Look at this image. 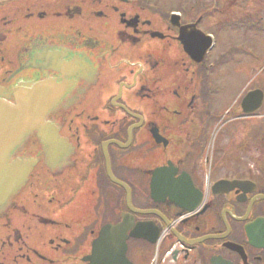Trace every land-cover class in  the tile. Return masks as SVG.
Segmentation results:
<instances>
[{
    "label": "flooded vegetation",
    "instance_id": "obj_1",
    "mask_svg": "<svg viewBox=\"0 0 264 264\" xmlns=\"http://www.w3.org/2000/svg\"><path fill=\"white\" fill-rule=\"evenodd\" d=\"M207 10L0 1V89L14 101L20 83L62 86L47 121L71 150L56 173L40 163L0 213V264H92L102 229L125 223L132 264H264V89L220 128V16ZM41 143L35 133L27 148Z\"/></svg>",
    "mask_w": 264,
    "mask_h": 264
},
{
    "label": "water",
    "instance_id": "obj_2",
    "mask_svg": "<svg viewBox=\"0 0 264 264\" xmlns=\"http://www.w3.org/2000/svg\"><path fill=\"white\" fill-rule=\"evenodd\" d=\"M183 43L191 54V48ZM12 96L14 101L0 89V213L13 206V199L40 163L56 173L63 169L71 151L62 138V127L47 121L62 103V86L53 81L20 83ZM35 133L42 143L29 150L27 143ZM128 229L124 224L102 230L94 244L95 264H130L126 257Z\"/></svg>",
    "mask_w": 264,
    "mask_h": 264
},
{
    "label": "rangeland",
    "instance_id": "obj_3",
    "mask_svg": "<svg viewBox=\"0 0 264 264\" xmlns=\"http://www.w3.org/2000/svg\"><path fill=\"white\" fill-rule=\"evenodd\" d=\"M137 1L159 14L171 11L193 12V6L204 3L210 16H220V26L216 31L220 46L212 54L216 57V67L211 72L215 86V111L219 115L221 128L227 127L230 123L228 114L234 103L245 97L250 89H264V67L259 68L264 63V44L260 41L261 36L254 38V32L248 31L249 23L246 17L257 16L254 22L261 32L260 26L264 29V0ZM194 14L197 15L198 11ZM229 16L232 18H228ZM262 35L264 36V33ZM249 83L251 84L248 86Z\"/></svg>",
    "mask_w": 264,
    "mask_h": 264
}]
</instances>
